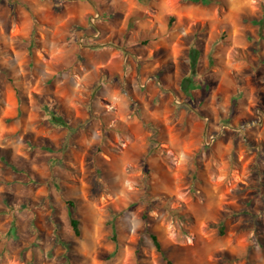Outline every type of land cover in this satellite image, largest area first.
Here are the masks:
<instances>
[{
  "label": "rangeland",
  "instance_id": "374dc122",
  "mask_svg": "<svg viewBox=\"0 0 264 264\" xmlns=\"http://www.w3.org/2000/svg\"><path fill=\"white\" fill-rule=\"evenodd\" d=\"M0 264H264V0H0Z\"/></svg>",
  "mask_w": 264,
  "mask_h": 264
},
{
  "label": "trees",
  "instance_id": "16d2710c",
  "mask_svg": "<svg viewBox=\"0 0 264 264\" xmlns=\"http://www.w3.org/2000/svg\"><path fill=\"white\" fill-rule=\"evenodd\" d=\"M171 21H173V18H170ZM197 54H198V50L197 48L193 47L192 48V55H193V60L196 59L197 57ZM193 63V62H192ZM200 89L203 90L202 92L206 93V91L208 90V85L207 83H202L200 84ZM50 120L56 124V125H60V126H65V122L62 120V118L60 117H57L55 115H52ZM69 206H72V203L71 202H68ZM70 225H71V228L73 230V232L78 235L79 234V228H78V221L73 219V218H70ZM151 239L156 247V249L158 251H160V245H159V242L157 241L156 237L154 235H151Z\"/></svg>",
  "mask_w": 264,
  "mask_h": 264
}]
</instances>
